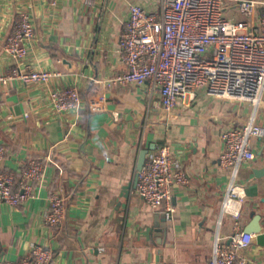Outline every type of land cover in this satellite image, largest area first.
I'll list each match as a JSON object with an SVG mask.
<instances>
[{"label":"crops","instance_id":"crops-1","mask_svg":"<svg viewBox=\"0 0 264 264\" xmlns=\"http://www.w3.org/2000/svg\"><path fill=\"white\" fill-rule=\"evenodd\" d=\"M140 1L158 5V0H59L56 5L0 0V74L16 65L4 48L20 10L31 13L35 24L22 66L57 72L45 83L0 84V143L7 150L0 169H17L31 159L45 164L42 183L23 204L0 199V257L20 259L42 243L53 253L49 264H209L230 180V171L219 163L220 133L251 116L264 125V95L257 106L203 95L180 103L169 117L151 105L148 84L109 82L128 70L120 36L129 4ZM228 8L230 17L248 20L252 29L264 15V4L247 17L237 0ZM71 84L80 89L82 107L77 113H55L49 94ZM101 92L107 108L92 109L88 98ZM163 143L172 145L190 178L174 192L171 220L133 186L140 149ZM252 149L255 156L235 178L247 193L243 230L253 212L264 209V136L253 137ZM51 192L67 198L61 226L44 220ZM261 221L264 232V215ZM232 228L225 215L221 235H230ZM254 233L246 247L248 264H264V238Z\"/></svg>","mask_w":264,"mask_h":264},{"label":"built area","instance_id":"built-area-1","mask_svg":"<svg viewBox=\"0 0 264 264\" xmlns=\"http://www.w3.org/2000/svg\"><path fill=\"white\" fill-rule=\"evenodd\" d=\"M59 0H50L56 5ZM91 2V0H88ZM238 8L252 16L264 0H237ZM230 0H158V5L145 1L131 3L120 36L121 61L128 70L109 79L112 83L149 85L150 102L173 116L180 103L208 95L220 100L244 101L257 106L264 95V15L258 28L248 20H238L228 13ZM31 13L20 10L13 29L7 35L4 51L16 65L0 74V84L14 79L24 84L45 83L57 73L48 68H24L27 41L35 37ZM157 97L153 98V94ZM52 109L57 114L77 113L83 105L78 86L64 85L49 94ZM92 109L107 108L106 93L88 98ZM264 136V125L254 116L242 125L231 124L220 133L223 147L219 154L221 167L230 171L226 195L217 221L212 256L209 264H248L246 247L256 235L240 228L242 205L246 194L236 181V172L253 158V137ZM6 146L0 143V163ZM51 160L47 154L46 160ZM44 161L31 159L17 169H0V199L23 204L42 183ZM133 186L139 195L155 209H162L166 219L175 215V190L185 187L190 178L182 161L175 156L171 144H158L146 154L142 168L135 170ZM43 216L47 224L61 226L67 219V198L61 192H51ZM229 215L233 232L220 233L222 218ZM51 250L35 243L30 254L20 259L0 257V264H49Z\"/></svg>","mask_w":264,"mask_h":264},{"label":"water","instance_id":"water-1","mask_svg":"<svg viewBox=\"0 0 264 264\" xmlns=\"http://www.w3.org/2000/svg\"><path fill=\"white\" fill-rule=\"evenodd\" d=\"M148 151H149V148H147V147H143L140 149L139 155H138V162H137V166H136L137 169L136 170L139 171L142 168L143 164L146 161V154ZM262 201L264 203V199ZM263 215H264V209L261 213H256V211H254L253 212V217H254L253 221L251 222V224L249 226H247L245 228V230L247 232H251V233H252V231L257 232L258 233L257 237L259 239L264 238V232L261 229L262 228V225H261L262 221L261 220L263 218Z\"/></svg>","mask_w":264,"mask_h":264}]
</instances>
